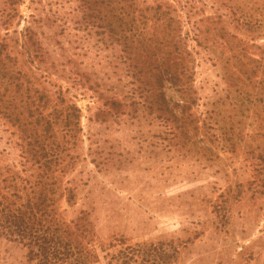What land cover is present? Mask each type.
<instances>
[{
  "label": "rangeland",
  "instance_id": "rangeland-1",
  "mask_svg": "<svg viewBox=\"0 0 264 264\" xmlns=\"http://www.w3.org/2000/svg\"><path fill=\"white\" fill-rule=\"evenodd\" d=\"M235 3L241 7L238 15L260 33L256 43L264 50V0ZM6 6L0 0V8ZM16 8L19 16L8 31L0 17V35L17 67L38 87L52 92L62 89L65 98L80 109L81 130L70 150L75 161L62 178L63 187L75 188L76 197L72 205L62 198L58 206L66 220L81 211L91 213L98 254L91 264H160L147 255L129 260L132 250L128 247L136 245L168 255L169 264H264V187L253 180L245 153L220 151L221 159L209 164L179 147L167 150L166 140L163 148H153L154 143H162L153 137L157 123L132 120L131 109L118 118L102 116L100 93L105 99L124 101V96L127 100L139 96L131 94L135 86L122 63L126 56L121 47L103 45L95 29H78L76 0H22ZM212 14L213 9L205 6L198 17ZM27 26L34 33L28 55L22 47ZM232 32L246 36L245 31ZM207 50L197 48L195 54L197 115L228 108L218 103L226 96L227 83L220 49ZM247 52L261 56V49L249 41ZM165 95L179 100V93L168 86ZM250 115L243 118L245 133L258 128ZM18 142L17 129L0 118V165L19 167ZM248 143L255 153L258 145L264 148L261 139ZM96 150L100 153L95 154ZM0 264L30 263L21 245L0 237Z\"/></svg>",
  "mask_w": 264,
  "mask_h": 264
},
{
  "label": "trees",
  "instance_id": "trees-1",
  "mask_svg": "<svg viewBox=\"0 0 264 264\" xmlns=\"http://www.w3.org/2000/svg\"><path fill=\"white\" fill-rule=\"evenodd\" d=\"M21 1L5 0L7 6L0 8L6 31L13 18L19 16L16 6ZM76 2L78 29H95L103 45L116 43L121 47V54L126 56L122 63L132 74L130 84L135 86L131 94L139 95L129 100L124 96V101L105 99L100 93L104 101L99 114L118 118L127 113L126 108L131 109L128 115L132 120L157 123L159 129L153 137L162 143H154L153 148H163L166 140L167 150L179 147L209 164L221 159L220 151L237 155L242 150L248 166L253 168V180L264 187V148L258 145L255 153L248 143L257 139L264 143V50L256 43L260 33L238 15L241 7L235 0ZM205 6L211 7L213 14L198 17ZM233 29L245 31V38ZM32 34V28H24L22 47L27 55ZM248 41L261 49V56L247 52ZM202 47L208 52L220 49L227 83L226 96L218 103L228 108L207 109L197 115L195 54ZM166 86L179 93L178 101L166 97ZM250 113L258 128L245 133L243 118L251 117ZM0 118L17 129L20 150L19 167L0 165V237L21 245L30 264L97 261L91 213L81 211L66 220L58 206L62 198L70 206L76 197L75 188L63 187L62 178L75 161L70 150L81 130L80 109L65 98L62 89L52 92L36 86L17 67L1 35ZM220 197H226L225 193ZM128 249L132 250L129 260L147 255L157 263L169 264V256L157 250L142 245Z\"/></svg>",
  "mask_w": 264,
  "mask_h": 264
}]
</instances>
